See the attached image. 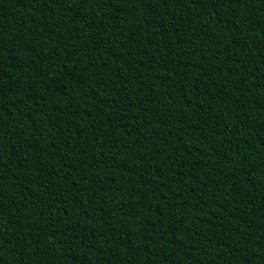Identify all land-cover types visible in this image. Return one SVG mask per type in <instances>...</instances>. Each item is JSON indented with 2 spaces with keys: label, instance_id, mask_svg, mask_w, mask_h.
<instances>
[{
  "label": "trees",
  "instance_id": "1",
  "mask_svg": "<svg viewBox=\"0 0 264 264\" xmlns=\"http://www.w3.org/2000/svg\"><path fill=\"white\" fill-rule=\"evenodd\" d=\"M0 264H264V0H0Z\"/></svg>",
  "mask_w": 264,
  "mask_h": 264
}]
</instances>
